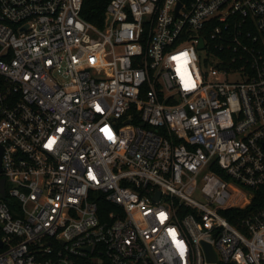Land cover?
Segmentation results:
<instances>
[{"label":"built area","instance_id":"2783aa9c","mask_svg":"<svg viewBox=\"0 0 264 264\" xmlns=\"http://www.w3.org/2000/svg\"><path fill=\"white\" fill-rule=\"evenodd\" d=\"M83 7L0 0V264H264V0Z\"/></svg>","mask_w":264,"mask_h":264},{"label":"trees","instance_id":"16d2710c","mask_svg":"<svg viewBox=\"0 0 264 264\" xmlns=\"http://www.w3.org/2000/svg\"><path fill=\"white\" fill-rule=\"evenodd\" d=\"M109 1L110 0H84V7L82 11L83 16L88 21L98 26H102L105 21V10ZM259 204L260 202L258 200V197H255L253 203L251 204V207L256 208ZM99 205H101V209L103 206L104 208H107L108 211L114 206L103 196L99 199ZM95 255H101V251L98 247L95 249ZM80 261V264H112L107 257H105L103 262L92 260L90 258H81Z\"/></svg>","mask_w":264,"mask_h":264},{"label":"water","instance_id":"95a60500","mask_svg":"<svg viewBox=\"0 0 264 264\" xmlns=\"http://www.w3.org/2000/svg\"><path fill=\"white\" fill-rule=\"evenodd\" d=\"M200 46H203L202 41L200 43ZM1 157H2V149L0 148V164H1ZM0 183H1L2 190H4V179H0ZM89 249H90V247L88 248V250ZM206 251H207V255H208L209 259H212V260L216 259V256L214 255L213 250L209 245H207Z\"/></svg>","mask_w":264,"mask_h":264},{"label":"rangeland","instance_id":"374dc122","mask_svg":"<svg viewBox=\"0 0 264 264\" xmlns=\"http://www.w3.org/2000/svg\"><path fill=\"white\" fill-rule=\"evenodd\" d=\"M54 75L57 76V77L63 78V73L60 72V71H56V72L54 73Z\"/></svg>","mask_w":264,"mask_h":264},{"label":"snow or ice","instance_id":"6c2138e0","mask_svg":"<svg viewBox=\"0 0 264 264\" xmlns=\"http://www.w3.org/2000/svg\"><path fill=\"white\" fill-rule=\"evenodd\" d=\"M172 232H173V238L175 239V232H174V230H172ZM177 244H178V246L179 245H182V241L177 240Z\"/></svg>","mask_w":264,"mask_h":264}]
</instances>
